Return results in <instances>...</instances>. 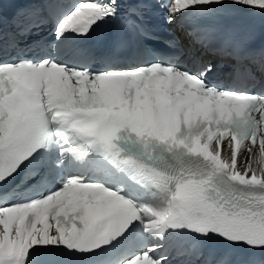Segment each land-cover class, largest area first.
Here are the masks:
<instances>
[{
    "label": "snow or ice",
    "instance_id": "snow-or-ice-1",
    "mask_svg": "<svg viewBox=\"0 0 264 264\" xmlns=\"http://www.w3.org/2000/svg\"><path fill=\"white\" fill-rule=\"evenodd\" d=\"M5 3L0 264H264V0Z\"/></svg>",
    "mask_w": 264,
    "mask_h": 264
},
{
    "label": "bare ground",
    "instance_id": "bare-ground-1",
    "mask_svg": "<svg viewBox=\"0 0 264 264\" xmlns=\"http://www.w3.org/2000/svg\"><path fill=\"white\" fill-rule=\"evenodd\" d=\"M226 155L228 154V153H225Z\"/></svg>",
    "mask_w": 264,
    "mask_h": 264
}]
</instances>
